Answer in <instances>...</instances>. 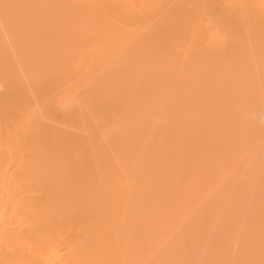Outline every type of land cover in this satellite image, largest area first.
I'll return each mask as SVG.
<instances>
[{"label":"bare ground","instance_id":"1","mask_svg":"<svg viewBox=\"0 0 264 264\" xmlns=\"http://www.w3.org/2000/svg\"><path fill=\"white\" fill-rule=\"evenodd\" d=\"M0 264H264V0H0Z\"/></svg>","mask_w":264,"mask_h":264}]
</instances>
